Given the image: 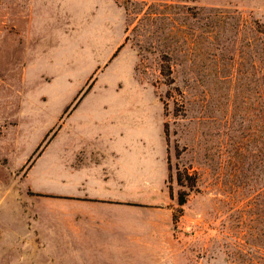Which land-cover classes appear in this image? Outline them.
Masks as SVG:
<instances>
[{"label":"rangeland","instance_id":"rangeland-1","mask_svg":"<svg viewBox=\"0 0 264 264\" xmlns=\"http://www.w3.org/2000/svg\"><path fill=\"white\" fill-rule=\"evenodd\" d=\"M115 1L135 76L65 81L19 78L0 0V264H27L26 174L82 97L161 112L174 246L188 264H264V0Z\"/></svg>","mask_w":264,"mask_h":264},{"label":"crops","instance_id":"crops-1","mask_svg":"<svg viewBox=\"0 0 264 264\" xmlns=\"http://www.w3.org/2000/svg\"><path fill=\"white\" fill-rule=\"evenodd\" d=\"M10 14L19 78L135 76L124 73L133 57L123 55L130 48L115 0H10ZM87 100L63 106L57 136L27 171L26 263L188 264L174 246L161 112Z\"/></svg>","mask_w":264,"mask_h":264},{"label":"trees","instance_id":"trees-1","mask_svg":"<svg viewBox=\"0 0 264 264\" xmlns=\"http://www.w3.org/2000/svg\"><path fill=\"white\" fill-rule=\"evenodd\" d=\"M177 182H178V184L181 187L188 188L189 190L193 186V185H191V183H184V180H183V178L180 175H178V177H177ZM187 195H188V191H186V190L181 191V192H179L177 194V204L179 206H182V205H184L186 203V197H187Z\"/></svg>","mask_w":264,"mask_h":264}]
</instances>
